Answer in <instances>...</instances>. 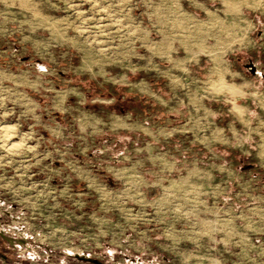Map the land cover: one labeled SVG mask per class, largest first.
Segmentation results:
<instances>
[{
	"label": "rangeland",
	"instance_id": "rangeland-1",
	"mask_svg": "<svg viewBox=\"0 0 264 264\" xmlns=\"http://www.w3.org/2000/svg\"><path fill=\"white\" fill-rule=\"evenodd\" d=\"M0 264H264V0H0Z\"/></svg>",
	"mask_w": 264,
	"mask_h": 264
},
{
	"label": "bare ground",
	"instance_id": "bare-ground-1",
	"mask_svg": "<svg viewBox=\"0 0 264 264\" xmlns=\"http://www.w3.org/2000/svg\"><path fill=\"white\" fill-rule=\"evenodd\" d=\"M10 128H11V127H10ZM12 146H15V145H14V144H11V147H12Z\"/></svg>",
	"mask_w": 264,
	"mask_h": 264
}]
</instances>
